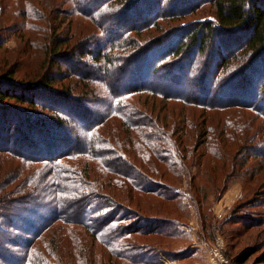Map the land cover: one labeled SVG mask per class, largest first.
Returning <instances> with one entry per match:
<instances>
[{"label":"trees","instance_id":"trees-1","mask_svg":"<svg viewBox=\"0 0 264 264\" xmlns=\"http://www.w3.org/2000/svg\"><path fill=\"white\" fill-rule=\"evenodd\" d=\"M67 3L82 27L27 25L35 67L0 60V264H157L186 194L200 238L264 264V0Z\"/></svg>","mask_w":264,"mask_h":264},{"label":"rangeland","instance_id":"rangeland-1","mask_svg":"<svg viewBox=\"0 0 264 264\" xmlns=\"http://www.w3.org/2000/svg\"><path fill=\"white\" fill-rule=\"evenodd\" d=\"M67 1L68 0H47L45 3L44 0H0V37L4 41L3 48L5 49L1 51L0 60L2 57H18V68L21 71H29L37 65L36 61L42 56L43 52L41 48H36L26 41L27 36L30 37V31L28 30L30 28L27 29V25L39 27L49 24L50 22L55 27H57L61 23V19L65 18L66 22L70 23V26L74 25L76 27V25H78L79 27H82L74 19V17L71 16V14H68L69 4ZM29 3L36 9L37 19L30 16H25L26 8ZM209 10L210 9L206 4L202 10L203 15L210 16L211 14ZM47 15L49 18H45ZM63 26L65 27L66 24ZM34 27L32 28L35 29ZM36 31L38 32L36 37L39 43L41 39H43L42 32L39 30ZM184 186H186V184H184ZM256 190H258V188L254 184V181H250L246 186H243V180L239 178L230 184V187L218 200H214L212 194L209 192V194H207L205 203L208 205V208L212 214L215 216L217 215L219 218L225 217L226 212L231 209V205L238 197H241L244 194L242 199L249 198ZM183 191L184 190L181 189V193H183ZM186 196L188 195L186 194L183 196V198L181 196V198L183 201H188V215L181 217L180 219L182 220L183 224H181L179 227V236L171 239L153 237L149 239L152 242L150 245H157L170 251L163 252L166 254H163V256L159 257H164L166 259H176L180 257L179 259H181V262H178L179 264H185V258H183L184 256L179 255H190L191 259H193V264H207L206 249L214 237L212 239H202L199 237L198 233L200 231V224L197 219V213L195 211L194 205L190 203L189 198H186ZM256 210L259 212L264 211L263 208L249 207L247 212H245V215L250 216ZM259 230L261 229H254L253 231L256 234ZM217 234L222 235L220 232H217L216 235ZM253 240L255 241V239ZM226 241L227 239H225V242ZM257 255L258 253H255L250 256V258L244 264H254L255 261H257L256 259H258L256 258ZM164 258H160L157 264H167L168 261ZM188 261L190 262L191 260Z\"/></svg>","mask_w":264,"mask_h":264},{"label":"built area","instance_id":"built-area-1","mask_svg":"<svg viewBox=\"0 0 264 264\" xmlns=\"http://www.w3.org/2000/svg\"><path fill=\"white\" fill-rule=\"evenodd\" d=\"M226 242L222 235L217 234L206 249L207 264H234L227 256Z\"/></svg>","mask_w":264,"mask_h":264}]
</instances>
